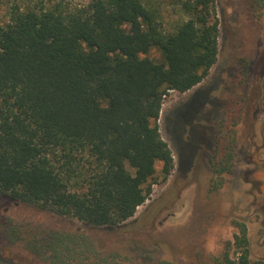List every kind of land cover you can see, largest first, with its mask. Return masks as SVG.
<instances>
[{"label":"trees","instance_id":"16d2710c","mask_svg":"<svg viewBox=\"0 0 264 264\" xmlns=\"http://www.w3.org/2000/svg\"><path fill=\"white\" fill-rule=\"evenodd\" d=\"M218 22L216 0H0V194L91 226L131 218L155 164L163 181L174 166L163 98L208 75ZM235 225L218 264H260ZM43 240L49 264L105 259L81 233Z\"/></svg>","mask_w":264,"mask_h":264},{"label":"rangeland","instance_id":"374dc122","mask_svg":"<svg viewBox=\"0 0 264 264\" xmlns=\"http://www.w3.org/2000/svg\"><path fill=\"white\" fill-rule=\"evenodd\" d=\"M216 8L215 64L190 90L163 98L158 125L174 164L166 180L156 163L151 195L116 226L0 194V264H49L43 238L57 231L81 233L101 264H218L236 221L246 225L251 261L264 264V0H216ZM163 12L169 23L182 17L171 5Z\"/></svg>","mask_w":264,"mask_h":264},{"label":"flooded vegetation","instance_id":"af4514ba","mask_svg":"<svg viewBox=\"0 0 264 264\" xmlns=\"http://www.w3.org/2000/svg\"><path fill=\"white\" fill-rule=\"evenodd\" d=\"M190 90V89H189ZM188 91V90H187ZM201 92V91H200ZM199 93V92H198ZM205 95H206V93H205ZM203 101L205 102V103H208V101H207V99L205 98V99H203ZM205 105H202V107H204Z\"/></svg>","mask_w":264,"mask_h":264}]
</instances>
